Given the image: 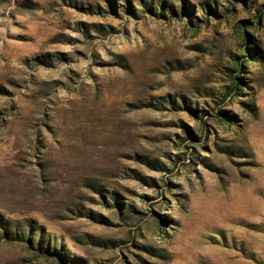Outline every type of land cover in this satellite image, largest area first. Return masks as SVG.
<instances>
[{
  "label": "rangeland",
  "instance_id": "rangeland-1",
  "mask_svg": "<svg viewBox=\"0 0 264 264\" xmlns=\"http://www.w3.org/2000/svg\"><path fill=\"white\" fill-rule=\"evenodd\" d=\"M0 264H264V0H0Z\"/></svg>",
  "mask_w": 264,
  "mask_h": 264
}]
</instances>
